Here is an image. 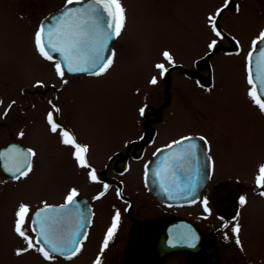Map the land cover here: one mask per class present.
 <instances>
[{"label": "flooded vegetation", "instance_id": "obj_1", "mask_svg": "<svg viewBox=\"0 0 264 264\" xmlns=\"http://www.w3.org/2000/svg\"><path fill=\"white\" fill-rule=\"evenodd\" d=\"M20 3L16 12L27 15L23 1ZM219 18L218 27L232 44L214 39L217 40L214 49L210 50L208 45L186 62L180 59L177 50L164 49L172 55L173 63L161 59L168 71L161 76L159 70L156 75L154 94L141 107L144 115L139 113L142 121L139 124L101 121L78 127L81 124L77 118L78 106L83 102L80 91L86 86L83 81L96 76L65 70L62 79L55 70L56 57L52 61L44 57L35 61L36 73L19 83L20 90L0 91V132L8 131L6 142L1 145L13 140L23 143L26 126H33L48 136L50 143L62 150L69 148L70 157L75 160L74 149L63 145L59 133L50 130L47 115L53 112L57 123L71 130L79 143L89 147L87 160L97 170L98 181L89 180L90 169L73 165L64 179L60 177L56 188L59 196L51 202L64 203L72 189L78 193L76 202L80 210L71 206L68 230H74L79 221L84 225L80 231L86 233V239L72 261L86 256L81 264H94L97 257L101 264H250L243 231L247 226V211L255 207L264 210V196L260 194L264 187L257 186L256 178L245 179L239 173L227 176L221 170L222 159L218 156L221 128L214 121L204 119L210 112L207 103L211 100L207 95L222 89L212 58L221 50L237 53L240 49L236 37L225 32ZM114 52L116 54V49ZM39 57L42 56L39 54ZM179 79H182V89L176 84ZM95 103L97 106L98 99ZM187 111L195 114L196 123L188 120L190 113L184 118L182 113ZM185 136L193 137L192 143L199 145L196 151L202 154V168L192 172L177 167L174 170L171 165L164 182L167 190H181L187 196L181 200L164 199L148 186L146 169L160 148ZM201 136L207 140L206 146L199 140ZM61 156L56 154L58 161ZM135 163L139 169L134 170ZM257 175L254 172V176ZM104 184L109 185L108 190L96 199L104 191ZM193 185L195 190L188 196ZM117 189L121 192L119 196ZM241 196L246 199L244 205L239 202ZM204 200L208 202L207 212ZM117 211L120 222L108 247L101 251ZM235 224L240 226V244L236 243L237 236L232 232Z\"/></svg>", "mask_w": 264, "mask_h": 264}, {"label": "rangeland", "instance_id": "obj_2", "mask_svg": "<svg viewBox=\"0 0 264 264\" xmlns=\"http://www.w3.org/2000/svg\"><path fill=\"white\" fill-rule=\"evenodd\" d=\"M12 1L0 0L2 92L20 90L19 83L22 80L26 82L36 73L35 61L43 58L39 57L34 42L38 24L45 14L66 3V0H20L28 12L21 16L16 12L21 6L20 1ZM120 2L125 9L126 22L115 42L114 63L104 75L83 81L86 86L80 91L83 102L78 106L80 115L77 118L81 123L78 127L101 121L107 124L141 123L140 109L151 100L156 85L150 80L159 74L155 65L163 63V50L167 47L177 50L180 59L186 62L214 39H220L222 44H232L227 35L216 37L207 21L208 15L221 9L225 0ZM219 23L225 32L236 37L240 49L237 53L221 50L212 58L221 82L219 88L224 90L218 89L216 93L207 95L211 100L207 103L210 112L204 119L214 121L221 128L218 152L222 159L219 164L221 170L227 176L239 173L245 179H254V172L258 174L259 167L264 165V112L248 95L251 86L247 82V58L252 51V41L264 28V0H231L220 15ZM176 81L178 88L182 89V79ZM187 113H190L188 120L196 123V116L191 111L182 113L184 118ZM7 132H0V145L6 142ZM51 136L54 137L53 134ZM22 142L35 152L32 171L19 180L0 172V264L84 263L86 256L77 258L75 263L58 256L51 262L45 261L35 251L15 255L17 248L25 246L13 230L18 206L21 203L29 205L30 217L35 207L54 202L59 196L56 188L60 177L64 179L72 166H77L76 160L70 157L69 148L62 150L50 143L49 137L36 127L26 126ZM57 153L62 155L60 161ZM137 167L135 163L134 170L139 169ZM247 215L243 237L250 252V264H264V210L255 207L247 211ZM28 234L35 236L31 227Z\"/></svg>", "mask_w": 264, "mask_h": 264}, {"label": "snow or ice", "instance_id": "obj_3", "mask_svg": "<svg viewBox=\"0 0 264 264\" xmlns=\"http://www.w3.org/2000/svg\"><path fill=\"white\" fill-rule=\"evenodd\" d=\"M230 2L231 0H225L223 8L217 9L214 14L208 17L210 27L218 38H222V33L218 27L217 17L222 14ZM75 3H81V0H66V10L61 13L58 19L53 17L56 21L55 26L49 27L46 34L43 25L37 30L34 36L36 49L42 57L49 61L54 59L53 53L59 54L61 60L55 62V70L57 75L62 79L65 75V70L69 73H86L90 76H102L108 72L114 63L115 53L110 49L109 41L119 36L125 27V9L120 0H88L81 8H67V5ZM237 11H239V7H237ZM216 44L217 40H213L209 44V49H214ZM258 45H264V30H261L259 36L252 41V51L249 52L247 58V82L251 86L248 95L259 107L260 111L264 112V99L261 98V94H264V47H259L260 58L258 59V68L255 75L252 71L253 53L257 50ZM163 57L170 64L173 63V57L169 52H163ZM155 67L160 70L161 76L168 71V68L163 63H158ZM64 82L67 83V81ZM150 83L155 85L157 83L156 77H153ZM9 108H11V105H9ZM54 111L58 113L59 109H54ZM140 114L144 115V108L140 109ZM47 122L51 132L59 133L61 143L74 149L73 156L78 166L90 169L88 173L89 180L93 182L98 181L97 170L92 168L87 160L88 145L79 143L71 130L57 123L53 112L48 113ZM193 139L191 136H185L180 140L173 141L167 147L172 148L173 144L182 145L185 141L191 142ZM199 140L203 141L205 146L208 143L203 136L199 137ZM198 147L199 145L196 143L185 144L179 152L165 159L163 162L164 168L160 172H157V175L166 173L171 168L173 162L188 161L190 163L196 158L195 154ZM10 151L15 152L17 156L22 155L23 163L15 164L12 167L5 166V171L12 173V177L15 180L27 177L32 171L30 158L35 156V152L32 149L21 152L15 145L12 146ZM4 158L5 154L0 153V159ZM256 184L258 187H264V165L259 167ZM108 188L109 185L104 184V191L95 198L99 199L103 196ZM194 190L195 185L189 188V194ZM165 191H167V188H165ZM120 194V190L117 189V195L119 196ZM260 194L264 196V192ZM77 196V191L72 189L65 197L64 204L59 207H53L45 203L32 216L30 225V207L27 204L21 203L15 213L16 219L13 230L25 242V246L17 248L15 255L22 256L30 251H35L45 261L49 262L53 261L56 255L69 260L78 255L82 250L83 240L86 239V233L82 234L80 231L84 225L77 221L74 230H67L65 228L70 215V206L75 205L76 210H80V205L76 202ZM239 202L241 205H244L246 203L245 197L241 196ZM203 204L207 212L209 210L207 200H204ZM84 207L86 208L87 205L85 204ZM119 222L120 213L117 211L113 217L112 225L108 229L101 251L108 247L109 241L114 236ZM29 227H31V231L35 236L28 234ZM232 232L237 236L236 243L240 244L238 236L240 232L239 224H235L232 227ZM94 264H101L99 257H97Z\"/></svg>", "mask_w": 264, "mask_h": 264}, {"label": "water", "instance_id": "obj_4", "mask_svg": "<svg viewBox=\"0 0 264 264\" xmlns=\"http://www.w3.org/2000/svg\"><path fill=\"white\" fill-rule=\"evenodd\" d=\"M87 2H88V0H81V3H75V4L67 5V8H81ZM65 10H66V4L63 5L62 7H60L59 9L53 11L52 13H50L44 19H42V21L40 23V27L43 25V27L45 28V34L47 33V30L49 27L55 26L56 21L53 19V17H56L58 19L60 17L61 13H63ZM45 38L47 39L46 36H45ZM113 39H111L109 41L110 49H111V44H112ZM259 47H264V45H258L257 50L253 53L252 71H253L254 75L257 72L258 59L260 58ZM54 54H56L57 57L61 60V57L59 56L58 53H53V55ZM257 84H258V82H257ZM261 96L264 97V94H261ZM187 143H192V141L191 142L185 141L184 144H182V145L173 144L172 148H168L167 146L161 148L157 152L154 159L147 166L148 186L152 190H154L160 197H162L164 199L170 198V199L181 200L187 196V194L182 192L181 190H179L178 192H171V191L169 192L168 190L165 191V188L167 187V184L164 183L165 180L167 179L166 173H162L161 175H157V172H160L164 168L163 162L165 161V159L171 157L174 153L179 152ZM13 145H15L17 147V149L20 150L21 152H26V150L30 149V148L22 146L18 142H10L9 144L2 146L0 148V153H4L5 158L0 159V164H1V167L3 168L4 171H5V166L12 167L15 164L23 163L22 155L17 156L15 152L10 151ZM195 155H196V158L194 160H192L190 163L188 161L173 162L172 166H174V170L176 169L175 167H177V169H180V170L184 169V170H188V171H192V172L201 171L202 165L200 162L202 159V156H201L202 154H201V152L196 151ZM31 159H32V157L30 158V162H31ZM5 172L12 175V173H10L8 171H5ZM188 196H191V193L188 194ZM60 205H62V204H60ZM60 205H52V206L53 207H59ZM70 212H71V206H70ZM69 218H70V215H69ZM68 222H69V220H68ZM65 228L68 230V224L67 223L65 224Z\"/></svg>", "mask_w": 264, "mask_h": 264}]
</instances>
